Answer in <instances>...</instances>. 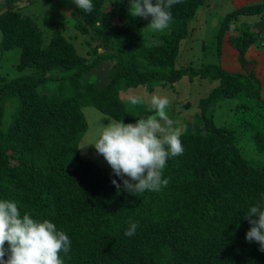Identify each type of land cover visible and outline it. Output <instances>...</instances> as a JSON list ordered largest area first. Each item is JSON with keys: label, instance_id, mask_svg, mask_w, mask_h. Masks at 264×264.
Wrapping results in <instances>:
<instances>
[{"label": "trees", "instance_id": "obj_1", "mask_svg": "<svg viewBox=\"0 0 264 264\" xmlns=\"http://www.w3.org/2000/svg\"><path fill=\"white\" fill-rule=\"evenodd\" d=\"M5 1L0 49H20V74L0 76V199L66 232L72 243L61 254L64 264H264L259 245L245 241L250 225L244 219L264 195V163L244 153L264 157V82L245 67L230 72L215 63L178 64L190 22L205 0L173 5L163 32L147 26L150 18L130 17L128 0H92L90 13L75 7L68 20L85 37V55L58 28L45 34L14 6L16 0ZM262 13L264 0L227 12L216 34L218 49L240 16ZM261 32L245 25L243 33L228 36L242 66L249 61L247 48L261 44ZM101 63L107 64L102 83L94 72ZM183 76L217 84L198 101L202 124L180 131L184 152L167 161V187L137 196L117 193L111 168L81 153L88 129L82 108L135 123L152 114L149 105L127 106L121 92H150ZM229 100L235 102L232 117L218 124L217 106ZM7 103L13 112L4 126ZM130 218L139 226L128 237Z\"/></svg>", "mask_w": 264, "mask_h": 264}, {"label": "clouds", "instance_id": "obj_2", "mask_svg": "<svg viewBox=\"0 0 264 264\" xmlns=\"http://www.w3.org/2000/svg\"><path fill=\"white\" fill-rule=\"evenodd\" d=\"M85 13L92 12V0H71ZM182 0H128L130 17L149 19L147 26L155 32L169 29L171 8ZM141 97H132L133 106L143 104ZM170 101L165 96L152 95L147 109L151 115L135 123L109 119L97 129L91 144L111 168L110 183L121 191L137 196L145 191L159 192L167 187L163 172L170 157L183 155L181 132L169 115ZM86 146V145H85ZM112 176L119 179L111 178ZM244 219L250 227L245 241L257 243L264 252V195L251 205ZM138 222L128 221L125 236L136 233ZM71 239L49 219L21 214L17 202L0 199V264H64L61 254L71 250Z\"/></svg>", "mask_w": 264, "mask_h": 264}, {"label": "rangeland", "instance_id": "obj_3", "mask_svg": "<svg viewBox=\"0 0 264 264\" xmlns=\"http://www.w3.org/2000/svg\"><path fill=\"white\" fill-rule=\"evenodd\" d=\"M263 0H205L198 12L190 22V35L182 41L179 51L178 64L184 67H201L203 64L215 63L227 71H243L238 59L237 50L231 45L228 38L230 34L239 35L244 32L245 25H251L255 32H261L264 28V13L257 15L240 16L234 23L230 31L224 35V40L220 49L216 44V34L219 29L220 21L223 16L234 8L246 4L261 3ZM5 0H0V10L6 6ZM14 6L24 14L32 17L47 35L53 28H58L62 33L69 37L76 46L77 52L81 55L86 54L87 46L85 37L70 22V12L75 8L69 1L52 0H16ZM56 6V7H54ZM1 40V32H0ZM19 48L10 50L0 49V76L12 78L20 74L15 67L18 57ZM246 63L255 64L252 71H255L264 82V46L260 43L253 42L246 50ZM177 64V65H178ZM107 69V64L101 63L94 70L97 82H103V77ZM217 84V81L211 78H188L183 76L179 81L172 84L166 83L164 86H155L152 91L148 92L143 88L127 89L121 92V98L130 106L132 97H141L144 102L150 104L152 95L165 96L170 101L169 115L177 122L176 126L179 131L185 128L195 129L202 124L201 118L198 119L196 113L197 104L200 98L206 96L211 88ZM234 100L219 102L214 113L215 122L218 124L227 123L232 117V108ZM83 114L88 123V129L80 144L81 153L91 157L97 164L103 167H109L102 155L96 153L92 143L96 139V132L101 125H107L111 117L101 113L93 106H84ZM13 108L9 103L5 106L3 115L4 126L9 123ZM196 120V121H195ZM201 123V124H200ZM86 145V146H85ZM258 159V162L264 163V157L256 156L251 152H244Z\"/></svg>", "mask_w": 264, "mask_h": 264}, {"label": "water", "instance_id": "obj_4", "mask_svg": "<svg viewBox=\"0 0 264 264\" xmlns=\"http://www.w3.org/2000/svg\"><path fill=\"white\" fill-rule=\"evenodd\" d=\"M255 64L252 63H245L244 67L248 70V72H252V69L254 68Z\"/></svg>", "mask_w": 264, "mask_h": 264}, {"label": "built area", "instance_id": "obj_5", "mask_svg": "<svg viewBox=\"0 0 264 264\" xmlns=\"http://www.w3.org/2000/svg\"><path fill=\"white\" fill-rule=\"evenodd\" d=\"M260 37H261V44L264 45V31L261 32Z\"/></svg>", "mask_w": 264, "mask_h": 264}]
</instances>
